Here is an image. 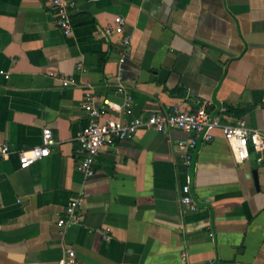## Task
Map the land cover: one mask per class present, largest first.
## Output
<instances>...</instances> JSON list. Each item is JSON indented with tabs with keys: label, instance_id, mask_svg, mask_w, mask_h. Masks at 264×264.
Returning <instances> with one entry per match:
<instances>
[{
	"label": "crops",
	"instance_id": "obj_1",
	"mask_svg": "<svg viewBox=\"0 0 264 264\" xmlns=\"http://www.w3.org/2000/svg\"><path fill=\"white\" fill-rule=\"evenodd\" d=\"M73 1L64 36L51 0H0V142L11 151L0 160V264H59L68 249L75 264H264V151L238 164L214 131L189 170L192 212L179 201L184 132L140 130L103 148L92 179L76 169L75 140L88 90L120 106L128 97L125 119L204 103L264 132V0ZM117 17L130 38L123 63L119 37L102 33ZM45 128L50 155L21 169L17 152L40 146ZM81 193L80 220L62 230Z\"/></svg>",
	"mask_w": 264,
	"mask_h": 264
},
{
	"label": "built area",
	"instance_id": "obj_2",
	"mask_svg": "<svg viewBox=\"0 0 264 264\" xmlns=\"http://www.w3.org/2000/svg\"><path fill=\"white\" fill-rule=\"evenodd\" d=\"M50 4L56 18V26L64 36H70L73 30L71 14L76 6L75 1L51 0ZM114 23L117 25L116 28L111 25L106 26L102 33L104 36L117 35L119 37L122 48L119 62L123 63L129 53L130 38L123 34L124 19L122 17L115 18ZM77 69L81 70L80 67ZM0 73L4 75L5 79H8V74ZM61 83L63 87L77 85L72 78H62ZM118 91H123L121 86H119ZM206 106L202 103L195 109H183L177 105L169 112L159 111L145 118L131 117L125 119L123 118L124 109L129 113L128 97L126 104L120 106L95 97L90 90L85 91L80 109L86 115L87 121L75 138L81 154L76 161V169L84 178L92 179L96 175V157L103 148L129 141L140 130L158 133L180 130L188 137L177 142V152L182 158L183 166L186 169L179 201L181 204L186 205L190 211L195 212L197 206L190 195L192 176L189 170L193 166L194 154L198 145L212 142L215 138L214 131L217 130L221 132L222 138L232 152L234 161L238 164H242L249 159L251 150L257 153L264 151V132L248 128L242 120L223 122L224 114H226L225 108H220L218 113L211 114L207 111ZM109 111L115 112L117 115L108 114ZM54 145L55 141L51 130L48 128L43 129L40 146L17 152L19 167L21 169L28 168L48 157L50 148ZM10 153L9 146L5 142H0V160L7 159ZM261 161V158H257L258 163ZM84 202V193L70 200L57 220L58 227L64 230L70 224L77 223L80 220V210ZM66 254V257L59 264H75L74 252L68 249Z\"/></svg>",
	"mask_w": 264,
	"mask_h": 264
},
{
	"label": "water",
	"instance_id": "obj_3",
	"mask_svg": "<svg viewBox=\"0 0 264 264\" xmlns=\"http://www.w3.org/2000/svg\"><path fill=\"white\" fill-rule=\"evenodd\" d=\"M252 174H253L254 183L257 186V184H258V174H257V171L254 170Z\"/></svg>",
	"mask_w": 264,
	"mask_h": 264
}]
</instances>
